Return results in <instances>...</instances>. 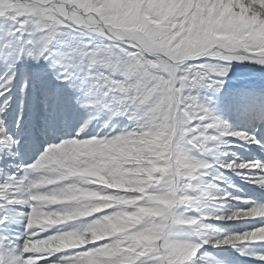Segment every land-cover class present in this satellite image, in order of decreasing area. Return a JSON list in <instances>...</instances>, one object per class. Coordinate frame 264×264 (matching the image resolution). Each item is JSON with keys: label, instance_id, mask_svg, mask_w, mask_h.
Instances as JSON below:
<instances>
[{"label": "snow or ice", "instance_id": "obj_1", "mask_svg": "<svg viewBox=\"0 0 264 264\" xmlns=\"http://www.w3.org/2000/svg\"><path fill=\"white\" fill-rule=\"evenodd\" d=\"M0 264H264V0H0Z\"/></svg>", "mask_w": 264, "mask_h": 264}, {"label": "rangeland", "instance_id": "obj_2", "mask_svg": "<svg viewBox=\"0 0 264 264\" xmlns=\"http://www.w3.org/2000/svg\"><path fill=\"white\" fill-rule=\"evenodd\" d=\"M253 79H255V77L252 76L250 73H248V72H243V73H240V74H238L237 76L233 77V78L229 81V84H230L232 81H238V82H241V84H242V83H244V82H247V81H250V80H253ZM231 86H233V87H238L239 85L232 84ZM253 147H254V146H249L248 149H247V152L250 153V154H252V155H255V152L252 151ZM233 150H235V149H233ZM244 152H245V150H244L243 148H241V149H240V152L238 153V155H240V154H244ZM235 180H236L237 182H239V181H238V178H235ZM239 183H242V182H239ZM244 191H245L246 193H248V192L251 191V189H250L249 187L245 186Z\"/></svg>", "mask_w": 264, "mask_h": 264}, {"label": "built area", "instance_id": "obj_3", "mask_svg": "<svg viewBox=\"0 0 264 264\" xmlns=\"http://www.w3.org/2000/svg\"><path fill=\"white\" fill-rule=\"evenodd\" d=\"M230 84H240L239 82H231Z\"/></svg>", "mask_w": 264, "mask_h": 264}, {"label": "bare ground", "instance_id": "obj_4", "mask_svg": "<svg viewBox=\"0 0 264 264\" xmlns=\"http://www.w3.org/2000/svg\"><path fill=\"white\" fill-rule=\"evenodd\" d=\"M232 82H238V81H232ZM230 85H232V84H230ZM235 85H239V86H240V84H235ZM239 86H238V87H239Z\"/></svg>", "mask_w": 264, "mask_h": 264}]
</instances>
